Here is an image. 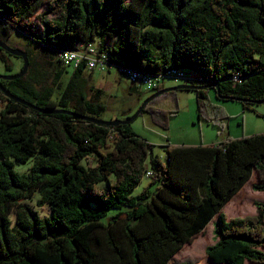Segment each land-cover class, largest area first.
Masks as SVG:
<instances>
[{"label":"trees","instance_id":"1","mask_svg":"<svg viewBox=\"0 0 264 264\" xmlns=\"http://www.w3.org/2000/svg\"><path fill=\"white\" fill-rule=\"evenodd\" d=\"M13 32L26 42L10 44ZM0 40L29 60L23 76L1 85L43 109L100 119L103 89L89 84L85 61L63 84V64L70 63L55 56L88 44L103 55L105 71L127 76L130 92L144 87L142 77L158 80L144 87L152 93L165 88L160 83L171 70L191 76L185 84H209L192 89L197 115L218 128L227 116L218 107L209 115V88L221 99H245L244 109L264 99V0H0ZM33 43L52 52V76L34 64ZM3 51L0 62L11 70ZM159 98L176 108L156 106ZM0 103V264H168L214 216L209 264H264V203L254 202L253 215L227 218L222 211L253 170L259 183L252 188L264 191V132L216 144H165L162 160L131 124L40 112L1 90ZM177 107L170 90L139 115L147 112L167 129ZM29 163L25 172L15 169ZM35 195L46 215L21 203Z\"/></svg>","mask_w":264,"mask_h":264},{"label":"rangeland","instance_id":"2","mask_svg":"<svg viewBox=\"0 0 264 264\" xmlns=\"http://www.w3.org/2000/svg\"><path fill=\"white\" fill-rule=\"evenodd\" d=\"M38 24V23H37ZM35 33H40L41 28L38 24L35 27ZM10 44H23L25 41L23 34L13 32L8 41ZM31 57L34 64L38 68H43L53 75L54 65L56 62L52 60V52L40 46L38 49L36 44H32ZM5 61L11 66V70L4 68L3 62H0V74H14L18 72L23 63L18 57L10 55L3 51ZM64 65V66H63ZM57 68L64 67L62 75L63 84L66 83L73 71V64H63ZM191 75H195L193 71L186 70ZM85 76L90 85L102 87L103 96L102 103L106 106L104 112L99 115L100 119H125L131 116L141 105V103L151 95V91L146 90L144 87H137V91L130 92V82L126 75H121L112 68L109 71L99 70H85ZM87 84V87L88 85ZM179 84H185L182 79L164 78L161 80L160 86L173 87ZM176 99L178 111L175 115L168 118L167 129H162L156 125L149 113L143 112L132 123L133 131L140 137L153 144V153L163 157V148L165 144H188L193 143L207 144L212 141H222L225 138H240L251 134H259L264 132V102L251 103L252 109H244L243 102L231 99H221L216 95L213 88L208 89V102L210 103L209 115L212 107H218L219 111L226 114L227 117L220 119L222 128H218L206 121L205 118H198L195 92L192 89H179L176 90ZM156 106H160L167 110L175 109V105L168 98H159ZM0 103V109L2 108ZM214 112V111H213ZM258 113L259 115H257ZM105 150H109L105 149ZM148 158L145 164L148 165ZM165 158V157H164ZM163 158V159H164ZM91 159V158H89ZM88 159V160H89ZM87 160H82L85 165ZM30 166L17 165L16 170L25 172ZM249 179L244 184V189L237 195L231 202L226 203L222 209L227 218L253 215L255 213L254 202L264 203V191H256L252 188L253 184L259 183L257 175L253 181ZM147 178L144 177L141 183L133 190V194L139 192L146 184ZM99 186H103L100 184ZM38 196H33L30 200H23L21 203L28 204L35 208L40 215L47 214L46 206H37ZM213 225L209 224L198 237L191 243L184 244L181 249L169 260L168 264H209L205 255V247L214 242ZM245 264H252L245 262Z\"/></svg>","mask_w":264,"mask_h":264},{"label":"water","instance_id":"3","mask_svg":"<svg viewBox=\"0 0 264 264\" xmlns=\"http://www.w3.org/2000/svg\"><path fill=\"white\" fill-rule=\"evenodd\" d=\"M0 48L2 50H4L6 53L16 56V57H20L22 59L23 65L20 71H18L17 73L14 74H0V80H15L20 78L21 76H23L28 68V64H29V60H28V56L26 51H24L23 49L19 48V47H12L9 44H7L5 41L0 40ZM210 85L206 84V85H202V86H197V85H190V84H179L173 87H166L163 89H159L155 92H153L150 96H148L139 106V108L129 117L125 118V119H112V120H103V119H98V118H94V117H90V116H84V115H79L76 114L72 111H69L67 109H43V108H39L34 104H31L21 98H19L16 95L11 94L10 92H8L0 83V90L10 99L15 100V101H19L27 106H29L32 109H35L37 111L40 112H46V113H61V114H67V115H74L76 117H79L83 120L92 122V123H96V124H101V125H105V126H117V125H127V124H131L141 113V111L143 110V108L145 107V105L150 102L152 99H154L155 97L170 91V90H179V89H204V88H208ZM214 87H217L216 84H214ZM223 99H231V100H237V101H245V99L243 98H238L235 96H221ZM256 103H263L264 99L261 100H257L255 101Z\"/></svg>","mask_w":264,"mask_h":264},{"label":"built area","instance_id":"4","mask_svg":"<svg viewBox=\"0 0 264 264\" xmlns=\"http://www.w3.org/2000/svg\"><path fill=\"white\" fill-rule=\"evenodd\" d=\"M58 59H60L64 63H70L74 66L79 65L81 62L85 61L86 67L89 69H96L99 71H105L106 64L103 59V55H97L95 49L93 48L92 44H88L83 48L82 45L76 47L75 49H64L60 50L55 55ZM118 71L127 73V71L120 67ZM130 74V73H129ZM167 75L174 78V79H183L185 81L192 80L191 76L184 75L181 71L178 70H171L167 72ZM138 76L134 73L129 75V79L131 81H135ZM139 84H142L146 89H153L158 86V80L151 78V77H142L138 81ZM151 175V171L147 170L145 172V176L149 177Z\"/></svg>","mask_w":264,"mask_h":264},{"label":"crops","instance_id":"5","mask_svg":"<svg viewBox=\"0 0 264 264\" xmlns=\"http://www.w3.org/2000/svg\"><path fill=\"white\" fill-rule=\"evenodd\" d=\"M233 137H234V136H233ZM233 137H232V138H233ZM225 139H227V138H225ZM225 139H224V140H225ZM222 141H223V140H222ZM219 142H221V141H219ZM219 142L210 140V142H208L207 144H216V143H219ZM191 145H200V144H198V143H193V144H191ZM163 149H164V148H163ZM163 152H164V150H163ZM159 157H160V159L163 160V158L165 157V152H164L163 157H161V156H159ZM147 167H148V165H147ZM148 168H149V167H148ZM255 174H256V171L253 170L249 179H251V178L254 179ZM249 179H248V180H249ZM253 179H252L251 181H253ZM244 187H245V186L243 185V186L238 190V192H237L236 194H234V196H233L229 201L231 202V200H233L237 195H239V194L241 193V191L244 189ZM229 201H228V202H229ZM228 202H227V203H228ZM223 207H224V206H223ZM222 209H223V208H222ZM215 218H216V217L214 216V217L210 220V222L205 226V228H207V227L209 226L210 223L213 224ZM205 228H204V229H205ZM174 256H176V255L174 254ZM172 258H173V257H172ZM172 258H171V259H172ZM171 259H170V260H171ZM168 262H169V261H168ZM207 262L209 263L208 260H207Z\"/></svg>","mask_w":264,"mask_h":264}]
</instances>
